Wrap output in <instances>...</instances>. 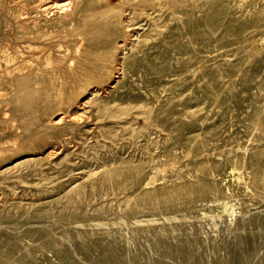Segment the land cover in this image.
I'll list each match as a JSON object with an SVG mask.
<instances>
[{"label": "rangeland", "instance_id": "374dc122", "mask_svg": "<svg viewBox=\"0 0 264 264\" xmlns=\"http://www.w3.org/2000/svg\"><path fill=\"white\" fill-rule=\"evenodd\" d=\"M66 1L0 0V264H264V0Z\"/></svg>", "mask_w": 264, "mask_h": 264}, {"label": "bare ground", "instance_id": "6f19581e", "mask_svg": "<svg viewBox=\"0 0 264 264\" xmlns=\"http://www.w3.org/2000/svg\"><path fill=\"white\" fill-rule=\"evenodd\" d=\"M131 1V0H130ZM137 1V0H136ZM15 2V1H14ZM79 2V0H77V3ZM81 2V1H80ZM37 3V2H36ZM94 3V2H93ZM34 5V4H33ZM36 5V4H35ZM134 5H135V3H134ZM67 6H69V1H66V0H39V2H38V4L35 6V9H38L39 11H43V12H47V11H53V10H66V7ZM154 7V6H153ZM160 7V6H159ZM25 8V7H24ZM71 8V7H70ZM26 9V8H25ZM165 10V9H164ZM91 12H92V10L90 9V10H88V8L87 7H83V6H81L80 8H78V9H76V10H73V11H70V13H66V16H65V18L64 19H68L69 21H73V22H79V23H86V22H88L90 19H91ZM110 10L108 9V10H106V14L104 15V17L106 16V15H109L110 13ZM34 13V12H33ZM53 13V12H52ZM54 13H55V11H54ZM21 14V13H20ZM36 14H38V13H36ZM35 14V15H36ZM25 15V14H24ZM29 17V16H28ZM37 17V16H36ZM23 18H24V16H23ZM27 18V17H26ZM142 19V18H141ZM35 20V19H34ZM34 23V22H33ZM32 23V24H33ZM38 24V23H37ZM72 24V23H71ZM139 24V23H138ZM128 26V25H127ZM110 27V26H109ZM165 27V26H164ZM34 32H37V30H35V31H31L30 32V34H32V33H34ZM111 33V32H110ZM21 35V34H20ZM105 35V34H104ZM107 36V35H106ZM113 36V35H112ZM7 37V36H6ZM79 38H80V36H79ZM23 39V38H22ZM81 39H82V37H81ZM190 39V38H189ZM83 40V39H82ZM84 42V41H83ZM102 42H104V41H102ZM118 42V41H117ZM4 43V42H3ZM81 43V42H80ZM100 43V42H99ZM125 43V42H124ZM7 45H9V44H7ZM98 45H100V44H98ZM119 45V44H118ZM117 45V46H118ZM124 45V44H123ZM120 46V45H119ZM30 48H32L33 49V47L30 45L29 46ZM110 47V46H109ZM122 47V46H121ZM49 48V47H48ZM61 48V47H60ZM119 48V47H118ZM43 49V48H42ZM49 49H51V48H49ZM77 49H79V48H77ZM10 49L8 48V51H9ZM12 51V50H11ZM75 51H77V50H75ZM47 53V52H46ZM45 53V54H46ZM9 54V53H8ZM7 54V55H8ZM12 53H10V55H11ZM13 54H14V52H13ZM76 54H78L77 52H76ZM22 55V54H21ZM24 56V55H23ZM119 56V55H118ZM14 57V56H13ZM43 57H44V54H43ZM87 57V56H86ZM12 58V56L10 57V59ZM39 58V57H38ZM9 59V61H11ZM83 59V58H82ZM81 59V60H82ZM3 60V59H2ZM20 60V59H19ZM93 62V61H92ZM71 63V62H70ZM74 63V62H73ZM106 63V62H105ZM8 64V63H7ZM24 64V63H23ZM29 64V63H28ZM49 64H51L50 62H49ZM72 64V63H71ZM28 66V65H27ZM45 66V65H44ZM46 66H50V65H48V64H46ZM85 67V66H84ZM60 68V67H59ZM19 69V70H18ZM46 69V68H45ZM57 69V68H56ZM107 69V68H106ZM115 69H117V67L115 68ZM15 70H17L18 72L19 71H22L23 70V68L21 67H17ZM71 70V69H70ZM80 70V69H79ZM26 71V70H25ZM11 71H7V73H10ZM37 72V71H36ZM111 72V71H110ZM21 73V72H20ZM76 73V72H75ZM14 74V73H13ZM85 74H87V73H85ZM72 75V74H71ZM76 75H78V74H76ZM91 75V74H90ZM109 75V74H108ZM46 76V75H45ZM7 77H9V76H7ZM109 77V76H108ZM93 78V77H92ZM92 78H91V80H92ZM106 78V77H105ZM109 78H111V77H109ZM113 78V77H112ZM95 79V78H94ZM20 85H27V84H31V83H34V82H45V83H50V80L49 79H45V78H43V79H40V78H38L37 80L36 79H30V78H26V77H21V78H18V81H17ZM95 84V83H94ZM96 85V84H95ZM96 87V86H95ZM89 88V87H88ZM103 88V87H102ZM90 89V88H89ZM91 89H92V87H91ZM99 89V88H98ZM93 90H94V88H93ZM92 90V91H93ZM101 90V89H100ZM96 91V90H95ZM85 92V91H84ZM99 93V92H98ZM1 94V96L2 95H4V94H6L5 93V91L3 92V94H2V92L0 93ZM78 94V93H77ZM80 94V93H79ZM76 97V96H75ZM79 97V96H78ZM3 98V97H2ZM76 99V98H75ZM69 101V100H68ZM60 107V106H59ZM58 110V109H57ZM189 111V110H188ZM57 112V111H56ZM59 113V112H58ZM82 116V115H81ZM61 117V116H60ZM79 117V116H78ZM77 116H73V115H71L70 116V119H72V120H79V118H78ZM53 118H54V116H53ZM64 117H62L61 119L59 118V119H57V120H53V123L54 124H59V123H61V121L62 120H64L63 119ZM67 118V117H66ZM52 119V118H51ZM62 122H64V121H62ZM51 123V122H50ZM94 135V134H93ZM52 143V142H51ZM13 144V143H12ZM73 144V143H72ZM71 144V145H72ZM69 145V144H68ZM60 152V151H59ZM65 153V152H64ZM188 154V153H187ZM74 155V154H73ZM43 157V156H42ZM44 157H45V155H44ZM21 160V159H20ZM28 160V159H27ZM45 160V159H44ZM12 166V165H11ZM44 167V166H43ZM167 167V166H166ZM164 169V168H163ZM23 170V169H22ZM241 172V171H240ZM165 174V173H164ZM91 176V175H90ZM155 177V176H154ZM87 178V177H86ZM9 187V186H8ZM15 187V186H14ZM144 187H146V186H144ZM226 206V205H225ZM225 209V208H224ZM165 248H166V251H165V255L163 254V257H165V256H168V257H175V256H177V255H183V258H185L186 256H187V252H188V250L186 249V248H182L183 246L182 245H176L175 247H170V246H164ZM162 250H163V248H162ZM164 252V251H163ZM245 260V259H244ZM240 263V262H239Z\"/></svg>", "mask_w": 264, "mask_h": 264}]
</instances>
